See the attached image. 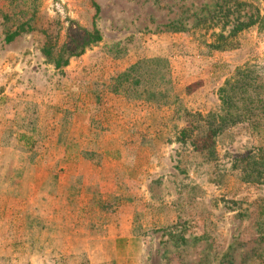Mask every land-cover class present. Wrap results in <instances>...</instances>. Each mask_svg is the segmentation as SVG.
Wrapping results in <instances>:
<instances>
[{
    "label": "rangeland",
    "instance_id": "obj_1",
    "mask_svg": "<svg viewBox=\"0 0 264 264\" xmlns=\"http://www.w3.org/2000/svg\"><path fill=\"white\" fill-rule=\"evenodd\" d=\"M94 2L97 17L92 0H0V264H264V2ZM250 15L263 23L230 36ZM94 29L64 68L43 54ZM151 59L167 104L109 91ZM244 70L262 104L222 122Z\"/></svg>",
    "mask_w": 264,
    "mask_h": 264
},
{
    "label": "trees",
    "instance_id": "obj_2",
    "mask_svg": "<svg viewBox=\"0 0 264 264\" xmlns=\"http://www.w3.org/2000/svg\"><path fill=\"white\" fill-rule=\"evenodd\" d=\"M264 2V0H261ZM244 4V3H243ZM241 3V5H243ZM92 6L95 9V16L99 14L98 5L92 0ZM263 19L259 15L253 18V15L249 16L248 21L237 23L230 31L231 35H236L241 31L247 29L251 25H261ZM33 29L29 22L22 23L16 27L13 32H10L5 37L6 43H11L15 38L23 33L31 32ZM46 44L43 48V54L45 57L53 63L56 70L64 68L68 65L69 59L72 57H78L84 53L86 47L99 43L102 38L99 31L94 29L91 34L88 35L87 40L76 51L68 54L67 58H62L65 51L63 49L57 54L55 53V46L50 44V37H47ZM227 38L222 34L216 36V43L211 45L214 50L222 51L226 45ZM230 47L229 45L226 46ZM251 71H238L232 82L226 83L220 90V100L224 107L227 108L225 116L222 118V122L235 123L237 121H244L248 115H254L258 112V107L262 104L261 98L252 97L254 94L253 77L250 76ZM169 70L166 66V61L162 59L140 60L131 65L124 72L118 74L111 79L109 84V91L114 94H123L131 99H142L147 102L167 104L168 91H160L161 88L166 87L168 89L169 84ZM255 93V92H254ZM165 99V100H164ZM239 108L235 109L234 104L239 103ZM247 107V108H246ZM245 111V112H244ZM245 116V117H244ZM186 131L181 132L182 138H185ZM261 177H264V170L259 172L256 176L258 181Z\"/></svg>",
    "mask_w": 264,
    "mask_h": 264
},
{
    "label": "crops",
    "instance_id": "obj_3",
    "mask_svg": "<svg viewBox=\"0 0 264 264\" xmlns=\"http://www.w3.org/2000/svg\"><path fill=\"white\" fill-rule=\"evenodd\" d=\"M25 135H26V134H25ZM23 137H25V136H23V135L21 136V135H20V138H23Z\"/></svg>",
    "mask_w": 264,
    "mask_h": 264
}]
</instances>
